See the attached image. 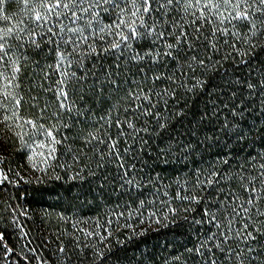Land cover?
<instances>
[{"label": "trees", "instance_id": "16d2710c", "mask_svg": "<svg viewBox=\"0 0 264 264\" xmlns=\"http://www.w3.org/2000/svg\"><path fill=\"white\" fill-rule=\"evenodd\" d=\"M5 11L18 28L32 26L15 0H8ZM102 15L108 23L116 13ZM235 30L242 36L246 26ZM202 33L192 49L181 44L174 58L155 64L150 57L130 59L156 47L147 38L134 42L119 60L109 52L85 57L83 70L74 63L70 71L86 72L87 87L69 96L84 114L61 112L59 121L56 96L49 90L57 74L45 67L55 55L47 43L39 49L25 44L19 115L56 125L57 138L67 139L56 146L55 158L42 164L39 156L29 159L31 149L20 143L21 129L15 125L22 121L0 124V171L8 177L0 184V264H264V234L253 231L261 227L258 221L248 222L256 239L232 233L222 251L209 237L223 229L205 215L208 209L224 216L217 211L220 201L233 193L246 196L241 178L258 177L264 164V42L250 48L231 35L205 39L207 26ZM166 39L175 44V35ZM193 55L197 62L189 68L187 58ZM200 59L207 68L198 66ZM157 72L161 79L153 83L148 77ZM109 75L118 89L108 83ZM97 78L104 81L97 85L104 89L99 95L90 90ZM137 84L153 90L151 115L125 111L130 102L121 97ZM165 89L163 97L156 95ZM117 118L122 127L116 126ZM129 118L135 130L123 124ZM23 131L31 143L32 129L25 125ZM100 138L105 143H98ZM109 138L116 140L118 156L108 147ZM240 226L239 219L232 225Z\"/></svg>", "mask_w": 264, "mask_h": 264}, {"label": "snow or ice", "instance_id": "6c2138e0", "mask_svg": "<svg viewBox=\"0 0 264 264\" xmlns=\"http://www.w3.org/2000/svg\"><path fill=\"white\" fill-rule=\"evenodd\" d=\"M15 2L22 5L30 15L32 26L18 28L17 25L12 24L11 17L5 11L8 0H0V124H8L13 119L22 121L15 125L21 129L17 133L20 143L31 149L29 159L39 156L42 164H47L55 158L56 146L62 144L67 138H57L56 125L46 127L38 122L39 117L33 120L19 115L23 97L17 91L20 87L18 76L23 71V61L28 60V56L22 51L25 44L39 49L42 44L47 43L49 45L47 51L55 55V62L45 67L57 74V79L53 82L54 86L50 85L49 90L53 91L56 96L58 108L54 116L59 121L61 112L71 114L76 109L75 100L70 98L69 93L83 92L87 87L82 82L87 76L86 72L77 76L75 71H70L74 63L83 70L84 58L87 56L100 57L111 52L119 60L126 50L132 48L134 42L147 38L156 47L149 48L143 54L138 51L134 52L130 59L142 61L150 57V63H159L164 57L174 58L173 51L181 44L192 49V41L201 38L202 29L205 26L210 34L205 36V39H210L217 34L231 35L234 38H241L250 48H255L258 43L264 42V0H15ZM109 11L116 13L115 19L105 23L102 12ZM181 11L182 14L179 16H169V13H180ZM156 13L160 14L159 19L156 18ZM241 24L246 26V31L242 36L239 30L233 31ZM187 28H191L192 31L189 32ZM166 35H175V44L167 42ZM97 40L100 42L99 49L96 47ZM159 41H164L163 47ZM232 46L235 47V44ZM187 59L189 68H192L193 62H197L195 55ZM198 66L208 67L202 59L198 61ZM140 71L143 72L144 69L141 68ZM148 79L155 83L161 79V75L157 72ZM103 83L104 81L97 78L96 84L91 86L90 90L95 91L97 95L102 94L104 89L97 85ZM108 83L113 86V90L119 88L110 75ZM70 84L71 87H69ZM166 91L167 89L156 95L163 97ZM121 99L130 102L125 111H133L137 115H151L149 109L155 107L153 90H145L140 84H137L134 89H128ZM145 103L148 108L144 107ZM111 110L109 109V120ZM76 111L78 115L84 114L80 109ZM99 119L104 120L105 117L101 116ZM123 124L135 130L131 118L126 119ZM25 125L32 129L31 143L24 140V135L27 134L23 131ZM64 126H68L66 122ZM116 126L122 127L119 118L116 119ZM88 135L91 140L97 139V136L91 132ZM37 136H41L42 139L36 141ZM91 140L86 142L90 143ZM98 143H105V141L100 138ZM107 143L108 147L118 156L116 140L109 138ZM2 159L3 157L0 156V160ZM33 166L37 165L34 163ZM259 167L258 177L241 178L246 180L243 186L246 196L233 193L231 197H225L220 201L222 207L217 211H224V216L218 218L215 212L205 209V215L209 218L208 222L214 223L217 229H223L209 237V239L214 238L219 241L215 246L222 251L224 249L221 245L227 244L233 238L232 233L243 240L256 239L253 231L264 234V220L260 219L264 217V164ZM257 179L260 180L259 184L256 183ZM7 180V175L0 171V184ZM208 183H212L211 179ZM183 198L198 202L195 196ZM225 202L228 204L227 208L223 207ZM237 219L241 222V226L239 229H233L232 225ZM257 221L261 227L249 231L248 222ZM0 240H3L2 234H0ZM248 251H252V248L249 247ZM228 255L231 256V251ZM237 256H240L239 252ZM211 264H217V262L213 260Z\"/></svg>", "mask_w": 264, "mask_h": 264}]
</instances>
